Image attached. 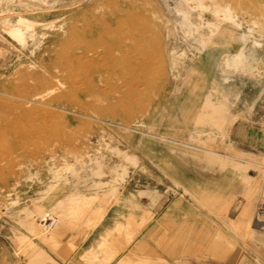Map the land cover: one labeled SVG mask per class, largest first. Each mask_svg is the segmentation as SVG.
<instances>
[{
    "label": "rangeland",
    "instance_id": "374dc122",
    "mask_svg": "<svg viewBox=\"0 0 264 264\" xmlns=\"http://www.w3.org/2000/svg\"><path fill=\"white\" fill-rule=\"evenodd\" d=\"M19 22L31 27L23 41L13 32ZM245 43L256 51L261 84L247 75L242 103H216L218 78L231 72L223 62ZM119 44L129 59L121 67L118 49L112 68L86 51L107 54ZM233 88L226 86L228 100ZM192 96L197 110L186 125ZM243 103L254 106L243 112ZM241 125L264 135V0H0V264H27L25 255L39 249L55 256L69 232L101 228L114 232L95 264L264 262V155L243 144ZM196 149L240 167L233 180L244 190L232 219L258 182L257 201L247 204L251 238L226 229L219 206L187 196L175 205L176 173L200 191L222 184L220 163ZM147 187L161 193L156 202L140 195ZM135 196L147 212L117 221L119 206L124 217L133 212ZM219 232L233 245L221 246ZM55 258L86 264L75 253Z\"/></svg>",
    "mask_w": 264,
    "mask_h": 264
},
{
    "label": "crops",
    "instance_id": "0c3cea01",
    "mask_svg": "<svg viewBox=\"0 0 264 264\" xmlns=\"http://www.w3.org/2000/svg\"><path fill=\"white\" fill-rule=\"evenodd\" d=\"M253 46L255 47L256 45L254 44ZM242 47L243 48H241L239 53L234 54L231 59H226L223 62L224 65L226 64V68H229V66L231 67L230 69L231 72H226L222 70L223 74L220 78H218L220 90L216 92L215 97H212V100H215L216 103H226L227 101H230L232 105H234V108L239 103H242L243 102V86L245 84L243 78L247 75L254 81L255 84L257 85L261 84L262 76L260 74L258 67H256V58H255L256 51L254 50L253 47H249L248 44L246 43L242 45ZM251 53L253 55H251ZM215 56L217 59L218 54H215ZM212 58L210 59V61H208L209 57L206 58L207 63L204 68L205 72L207 71L209 64L212 62L213 60ZM246 58L248 61L246 60ZM244 59L246 61H244ZM236 62L238 63L236 64ZM216 68H219V64L216 65ZM243 68H245L246 70ZM226 79L229 80L228 83L225 81ZM202 82L204 81H200L201 84ZM228 84H232L233 86L236 87V91H234L235 92L234 97L230 100H228L226 96V86ZM200 89H201V85H200ZM243 105L246 106L245 109L242 110L243 112L246 109L247 111H250L254 106L253 103L249 105H247L246 103H243ZM195 151L196 152H194V155L197 157L203 156L209 162L220 163L222 168L225 170V174L222 177V184L216 185L215 189L210 190V191H204V190L200 191L198 189H194L193 187L189 186L188 182L186 185L184 183L182 175H179L178 173H176L172 175V180L178 188H182V191L178 194L177 191L174 190V192L177 195H179L175 205L181 204L186 199V196H187V200L190 198L193 200L194 203L206 205L209 209H212L214 206L215 207L219 206V212L225 214L226 216L230 214H234L233 207H234V203L237 202L236 196L238 194H241L242 191L244 190L243 185L240 184L238 179L236 181L233 180V175L235 173L236 174L239 173L240 167L238 166L235 167L233 165H227V168H225V165H224L225 159L223 157L218 156L216 152L211 153L210 150L203 151L199 149H196ZM231 164H237V163H231ZM234 168H237V169H235L234 171L233 170ZM248 173L249 172L247 171V174ZM140 191H141L140 195L149 196L153 202H156L161 197V193L158 190L152 189L150 187H147L146 189H143ZM229 194L231 195V200L229 202V199H227L228 203H226L224 196H227ZM244 207H245V202L243 203L241 210L239 212L236 211L238 214L237 219H232L230 216H227L224 227L226 229L245 230V232H247L248 236L251 238V236L249 235L250 228L248 227V220L245 214L243 215L242 213L244 210ZM174 208L175 207L172 206L171 211H168V213L175 215L176 211ZM137 211H143L145 213L147 212L144 206L136 200V196H135L134 204H133V212L129 211L128 216L124 217L123 216L124 212L122 211L121 206H119L118 213H117V221L125 222V223H127L128 221L135 222L136 217H137ZM178 228L180 230L181 229L185 230V228L187 229L185 225L179 226ZM113 232H114L113 230H110L108 228H101V229L94 230V231H71L67 235L59 239V241L65 243L66 245H61V247L53 251L55 256L50 255L47 249L45 251H42L39 249L38 251H35L32 254L28 253L27 255H25L26 263L27 264H46V263L60 264L56 260L55 257H62V259H67L69 255H72V253L77 254V257H79V260L80 261L83 260V262H85L86 264L98 263L99 261H103L104 259H106L105 253L107 249L110 247L109 238L111 237V233ZM216 237L218 238L221 246L233 245L232 241L229 239V237L225 233L219 232L218 234H216ZM224 238H226V240H223ZM172 242L176 243L178 241L176 239H173ZM67 243L71 245L69 246V244L67 245ZM74 243H75V247L73 246ZM124 262L125 260L119 262L118 264H123ZM77 263L81 264V262L79 261H77ZM244 263L250 264V262H246V261H244ZM255 263L264 264L260 256H255Z\"/></svg>",
    "mask_w": 264,
    "mask_h": 264
},
{
    "label": "bare ground",
    "instance_id": "6f19581e",
    "mask_svg": "<svg viewBox=\"0 0 264 264\" xmlns=\"http://www.w3.org/2000/svg\"><path fill=\"white\" fill-rule=\"evenodd\" d=\"M197 1V0H196ZM187 2V1H186ZM197 3V2H196ZM196 7V6H195ZM199 7V6H198ZM193 8V7H192ZM180 10V9H179ZM193 10V9H192ZM180 15H181V17H182V20L184 21L183 22V26H185V27H187V28H189L190 27V24H189V21H188V14L186 13V12H184V11H179L178 12ZM200 13V12H199ZM7 25H9V24H7ZM6 25V26H7ZM4 27H5V25H4ZM7 28V30L9 29L8 28V26L6 27ZM12 29V28H11ZM10 31V30H9ZM12 31V30H11ZM13 32L15 33V35L11 32H9L10 34H12V35H14L15 37H17V38H19V36H21L20 37V40H22L23 41V38L22 37H27L28 35H29V33L31 32V27L28 25V24H24V23H22V22H19L18 23V25L13 29ZM17 35H19V36H17ZM22 38V39H21ZM17 40V39H16ZM24 41H26V40H24ZM88 47V46H87ZM109 49H107L108 50V53L107 54H104V52H100V51H98L97 49H93V48H89V49H87L86 51H87V54H93L94 56H95V58L94 59H98V58H104V59H106L107 61H109V64H108V66L107 67H111V65H110V63H114V61L116 60L115 58L116 57H114L113 56V54H112V52H113V50L114 49H118L117 51L118 52H120L121 53V55H122V58L120 59V60H117V61H115V63H119L120 64V67H121V63H122V61H124V60H126L127 58H128V56L123 52V50L122 49H124L125 48V46L123 45V44H119L117 47H115V48H113L112 46H110V47H108ZM103 50H106V49H103ZM81 51V50H80ZM106 52V51H105ZM247 52V51H246ZM252 52H253V50H252ZM114 53V52H113ZM242 53V52H241ZM244 53V52H243ZM85 54V53H84ZM132 54V53H131ZM130 54V55H131ZM92 55V56H93ZM230 56L232 55V54H229ZM228 55V56H229ZM244 55V54H243ZM251 55H253L252 53H251ZM82 56V55H81ZM85 56V55H84ZM83 56V57H84ZM88 56V55H87ZM229 56V57H230ZM90 56H88V58H89ZM96 57H98V58H96ZM127 57V58H126ZM239 57V56H238ZM252 57V56H251ZM250 57V58H251ZM120 58V57H119ZM242 58V57H241ZM244 58H245V56H244ZM256 58V57H255ZM81 59V58H80ZM85 59H86V57H85ZM118 59V58H117ZM228 59H230V58H228ZM252 59V58H251ZM250 59V60H251ZM105 60V61H106ZM127 60H129V59H127ZM237 60V59H236ZM246 60H247V58H246ZM245 59H244V61H246ZM106 61V62H107ZM131 61V60H130ZM228 61V60H227ZM243 61V60H242ZM248 61V60H247ZM92 62V61H91ZM103 62H104V60H103ZM127 63V62H126ZM238 62H236V64H237ZM240 63V62H239ZM132 64L135 66L136 65V62H135V59L133 58L132 59ZM230 64V63H229ZM249 64V63H248ZM244 65V64H243ZM97 66V65H96ZM226 66V65H225ZM229 66V65H228ZM234 66V65H233ZM248 66V65H247ZM230 67V66H229ZM103 69H104V67H102ZM112 68V67H111ZM133 68V67H132ZM241 68V67H240ZM100 69H101V67H100ZM103 69H102V71H103ZM106 69H108V68H106ZM243 69H245V68H243ZM242 69V70H243ZM248 69V68H247ZM123 70V69H122ZM229 70V69H228ZM233 70V69H232ZM234 70H235V68H234ZM246 70V69H245ZM85 71V70H84ZM106 71H108V70H106ZM249 71H250V69H249ZM252 71V70H251ZM99 72H101V71H99ZM109 72V71H108ZM111 72V71H110ZM114 72H115V70H114ZM113 72V73H114ZM116 73V72H115ZM101 74H106V72H104L103 71V73H101ZM110 74H112V72L110 73ZM99 76V75H98ZM101 76H103V75H101ZM195 84V83H194ZM137 85V84H136ZM196 85H198V84H196ZM193 87V86H192ZM194 88V87H193ZM197 88H199L200 89V87H197ZM192 89V88H191ZM203 89H205V87L203 88ZM202 90V89H201ZM200 90V91H201ZM53 91V90H52ZM199 91V90H198ZM234 94H235V88H233L232 90H231ZM196 92V91H195ZM49 93V95L52 93H50V92H48ZM47 93V94H48ZM194 93V92H193ZM46 93L44 94L45 96L47 95ZM44 95H43V97H44ZM49 95H47V96H49ZM46 96V97H47ZM45 97V98H46ZM42 98V97H41ZM192 99V107L190 108V110L185 114V124L187 125V122H191V120H193V118H194V114H195V112H196V110H197V107H196V105L194 104V99L196 98L195 96H192L191 97ZM207 99V98H206ZM206 103V102H205ZM207 106V105H206ZM206 106H204V107H206ZM208 107L210 108V109H212V110H214V111H217V112H220L221 114H223L224 113V111H226V107L225 106H220V107H213L212 106V104L210 105V104H208ZM199 109V108H198ZM200 110H201V108H200ZM199 110V111H200ZM198 114V113H197ZM203 114V113H202ZM201 114V115H202ZM210 116V115H209ZM212 116H214V115H212ZM200 117V116H199ZM205 117V116H204ZM222 117V116H221ZM226 117V116H225ZM202 118V117H201ZM200 121H201V119H200ZM199 121V122H200ZM204 121V120H203ZM219 121H220V119H219ZM218 121V123H216L215 121V123L216 124H218V125H220L221 126V124H219L220 122ZM222 121V120H221ZM204 123V122H203ZM206 123V122H205ZM222 123H223V121H222ZM225 123V122H224ZM202 124V123H201ZM217 125V126H218ZM220 126H219V128H220ZM1 131V130H0ZM238 134L242 137V139H243V144H245L246 146H248V147H251V148H253V149H255L256 151H258L260 154H262V155H264V135H262V134H260V133H258L257 131H255V130H253V129H250L249 127H247V126H245V125H241L239 128H238ZM235 135H236V133H235ZM238 137V136H237ZM244 137V138H243ZM263 157V156H262ZM192 166V165H191ZM241 171V170H240ZM245 180H246V178H245ZM244 180V181H245ZM249 180V179H248ZM252 182V181H251ZM258 188H259V184H258V182L257 181H254V182H252L251 184H250V187H249V189L247 190L248 192H247V194L245 195L246 196V199H245V207H244V210H243V212L242 213H244L245 214V216H246V218H248V214H247V204L249 203V202H256L257 201V192H258ZM262 191V190H261ZM245 193H246V191H245ZM263 196H264V193H263ZM239 202L237 201V202H235L234 203V207H233V209L236 207V204H238ZM243 214V215H244ZM228 216V215H227ZM240 216V215H239ZM248 220V219H247ZM248 222H249V220H248ZM237 223V222H236ZM251 227V226H250Z\"/></svg>",
    "mask_w": 264,
    "mask_h": 264
}]
</instances>
